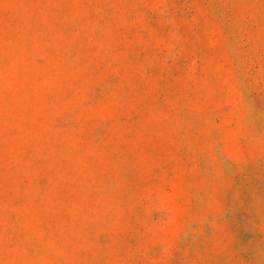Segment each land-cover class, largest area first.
I'll list each match as a JSON object with an SVG mask.
<instances>
[{"label":"rangeland","instance_id":"obj_1","mask_svg":"<svg viewBox=\"0 0 264 264\" xmlns=\"http://www.w3.org/2000/svg\"><path fill=\"white\" fill-rule=\"evenodd\" d=\"M0 264H264V0H0Z\"/></svg>","mask_w":264,"mask_h":264}]
</instances>
